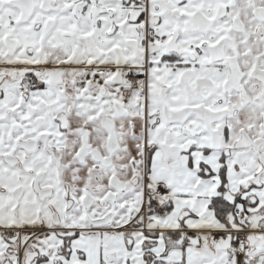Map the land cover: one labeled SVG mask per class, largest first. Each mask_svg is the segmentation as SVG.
Returning a JSON list of instances; mask_svg holds the SVG:
<instances>
[{
  "label": "snow or ice",
  "instance_id": "snow-or-ice-1",
  "mask_svg": "<svg viewBox=\"0 0 264 264\" xmlns=\"http://www.w3.org/2000/svg\"><path fill=\"white\" fill-rule=\"evenodd\" d=\"M0 264H264V0H0Z\"/></svg>",
  "mask_w": 264,
  "mask_h": 264
}]
</instances>
